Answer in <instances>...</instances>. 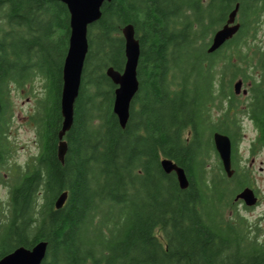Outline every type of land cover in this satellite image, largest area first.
Instances as JSON below:
<instances>
[{"label": "trees", "instance_id": "obj_1", "mask_svg": "<svg viewBox=\"0 0 264 264\" xmlns=\"http://www.w3.org/2000/svg\"><path fill=\"white\" fill-rule=\"evenodd\" d=\"M236 3L239 30L207 52ZM126 24L139 41V85L122 128L105 69L123 68ZM262 29L264 0L105 1L100 18L88 26L61 163L67 7L59 0H0V164L8 151L10 84L23 88L36 74L44 78L31 117L39 150L9 184L0 258L44 240L40 264H264L259 224L233 200L239 189L253 187L250 169L236 158L242 117L256 130L251 154L264 146ZM238 78L249 82L245 96L233 91ZM216 131L231 140V177L213 145ZM163 158L183 167L187 188L163 171ZM63 191L67 198L56 208Z\"/></svg>", "mask_w": 264, "mask_h": 264}, {"label": "water", "instance_id": "obj_2", "mask_svg": "<svg viewBox=\"0 0 264 264\" xmlns=\"http://www.w3.org/2000/svg\"><path fill=\"white\" fill-rule=\"evenodd\" d=\"M64 3L69 13V37L66 54L62 64V85L60 92L61 126L57 133V158L63 163L67 150V143L63 138L73 122L74 103L79 92L84 61L88 51V26L101 16V6L110 0H59ZM238 3L229 12L225 23L212 35L207 52L211 53L232 38L240 28L237 21ZM124 38L125 61L122 70L108 66L105 74L115 85L113 90L112 110L117 117L120 127L124 128L130 111L131 101L138 90L137 65L140 54L139 41L134 28L126 24L121 29ZM243 80L238 78L233 82L235 94H246L242 89ZM1 111V102H0ZM213 145L220 159L222 168L228 177L234 173L231 161L232 145L229 136L222 132H214ZM160 165L165 173L173 172L181 189L188 186V178L183 167L169 158H163ZM67 198V192H61L55 200V207L60 208ZM241 199L247 207L255 206L258 197L250 186H245L234 196V200ZM47 242L38 241L30 248L18 246L0 258V264H40L46 254Z\"/></svg>", "mask_w": 264, "mask_h": 264}, {"label": "rangeland", "instance_id": "obj_3", "mask_svg": "<svg viewBox=\"0 0 264 264\" xmlns=\"http://www.w3.org/2000/svg\"><path fill=\"white\" fill-rule=\"evenodd\" d=\"M263 35L264 29L260 30V39L264 43ZM43 83L44 78L36 74L32 81L26 83L23 88H17L15 84H10L9 92L5 96L9 105L6 112L8 151L5 161L0 164V221H4L9 212V184L13 175L23 172L39 150L35 124L32 123L31 117L37 112V96L44 94ZM248 85V81H243L242 89H247ZM247 94L237 95L245 96ZM241 125L236 158L241 167L250 169L253 181V187H250L258 191L257 195H259L260 201L255 206L247 207L241 199L235 201L233 197V200L242 215L249 221L259 224L260 238L264 239V146L258 147L252 155L250 146L256 137L255 126L246 117H242ZM210 160L215 161V155ZM1 232L2 228L0 227V234Z\"/></svg>", "mask_w": 264, "mask_h": 264}, {"label": "flooded vegetation", "instance_id": "obj_4", "mask_svg": "<svg viewBox=\"0 0 264 264\" xmlns=\"http://www.w3.org/2000/svg\"><path fill=\"white\" fill-rule=\"evenodd\" d=\"M256 195H257V193H256ZM257 197L259 198V201H260V197H259V195H257Z\"/></svg>", "mask_w": 264, "mask_h": 264}]
</instances>
